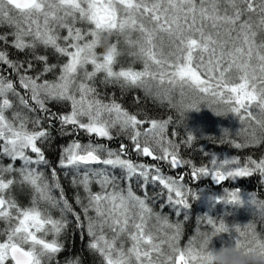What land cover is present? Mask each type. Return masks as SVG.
Returning a JSON list of instances; mask_svg holds the SVG:
<instances>
[{"label": "snow or ice", "instance_id": "obj_1", "mask_svg": "<svg viewBox=\"0 0 264 264\" xmlns=\"http://www.w3.org/2000/svg\"><path fill=\"white\" fill-rule=\"evenodd\" d=\"M5 26L8 31L0 33V128L11 120L23 131L10 128L9 137L0 131V160H8L0 163V264H60L57 257L65 248L60 237L69 216L85 232L88 249L102 258V264H173L163 246L177 250L182 224L155 214L149 194H137L131 184L161 186L178 216L195 196L184 176H166L159 164L138 163L130 153L171 169L188 168L194 181L210 178L221 185L258 175L264 184V156L218 158L201 150L207 162L197 164L182 154V148H192L197 138L191 132L186 138L176 131L169 136L171 117L132 112L114 96L99 95L101 85L121 92L139 89L145 97L179 110L181 117L201 106L225 115L214 107L219 102L229 105L228 111L241 122L255 121L253 108L264 121V0H0V28ZM40 47L62 57V62L51 63L48 55L38 53ZM10 49L30 54L31 59H13ZM122 57L129 58L127 65L120 63ZM137 63L139 69L133 66ZM50 104L63 105V110L52 111ZM105 112L110 117L106 121L100 119ZM52 124L59 125L61 135L83 133L109 142L120 137L124 142L113 150L105 143L73 140L61 149L58 164L46 175L35 166L49 164L41 145L51 140ZM228 135L225 129L219 143L236 150L264 147V136L253 133L239 142L226 141ZM60 170L72 176L76 191L71 200L59 179ZM17 173L30 189L27 207L11 195ZM117 180L128 186L117 191ZM221 199L241 203L236 190L226 189ZM105 200L117 210L109 213L111 223L103 219ZM248 203L259 208L264 219V199L251 193ZM52 210L59 211V218ZM153 216L157 231L169 230L159 242L145 234ZM199 222L207 230L198 229L184 245L191 264L198 259L194 254L198 237L204 248L221 234H244L222 220L204 216ZM243 227L254 236L259 232L255 223ZM125 232L130 247L120 245ZM235 242L239 246L238 238ZM64 264L83 261L70 257ZM174 264H189V259L181 251Z\"/></svg>", "mask_w": 264, "mask_h": 264}, {"label": "trees", "instance_id": "obj_2", "mask_svg": "<svg viewBox=\"0 0 264 264\" xmlns=\"http://www.w3.org/2000/svg\"><path fill=\"white\" fill-rule=\"evenodd\" d=\"M11 50V49H10ZM9 50V51H10ZM48 52V56L51 63H60L62 62L63 58L58 57L53 51L50 49H45ZM99 51H103L99 49ZM25 59H31L30 57H22L18 58V60L23 61ZM129 62L128 57H122L120 63L127 65ZM137 69L141 67L139 63L133 65ZM51 79V78H50ZM99 91L104 93L103 98L115 97L126 109L137 112L141 111L146 113L148 116L156 119H167L168 117L172 118L173 123L169 126L168 134L171 136L173 131L179 133L180 138H186L188 132H191L197 139L193 143L192 148L183 147L182 154L185 159H192L197 164L201 162H207L203 157V152L201 150H206L208 153L215 154L218 158H220V154L226 153L227 157L232 155H238L241 158L246 157L248 155H252L254 158H259L260 156H264V147L253 148V149H246V150H234L229 149L230 146L226 147L227 144H220L218 137H215L214 134L210 136L205 131V126L203 123H198L199 126L204 127V133L200 132L196 127L192 126V122L188 119L187 113H185V117H181L180 113L177 112L175 109L171 108L166 102L161 103L159 101H155L150 97H145L142 90L133 89L126 92H121L118 87H104L100 86ZM140 100V103L137 104L134 101L136 99ZM50 109L52 111L63 110V105L59 104H50ZM32 116H35L36 113H31ZM58 124H52L51 127V140L43 143L41 145L42 149L44 150L46 157L48 156V146L51 143L52 139H60L62 136L57 129ZM60 136V137H59ZM72 137V138H69ZM77 138H74L73 135H66L64 141L59 143L57 146L51 150V154L49 155L54 158L52 161L55 165L58 164L59 156L61 149L66 146V144L70 143L73 140H81L83 143L93 142V143H105L113 150H116L118 145L121 142H124L120 137H117L113 141H106V140H98L92 137H89L83 133H77ZM208 137L216 138V142L214 143ZM49 149L50 146H49ZM55 150V151H54ZM54 151V152H53ZM238 151V152H237ZM130 158L138 163H145L148 165H156L159 164L162 174L166 176H172L171 173L176 171L178 174L177 176H184V183L185 186L189 189L191 193L194 194V199H189V208L186 210H182L180 215H176L177 209L170 206L167 203V193L161 186L158 184H149L146 185L144 188L138 186L137 182H132L131 186L133 187L134 191L137 194L142 195L144 192H147L150 196V205L152 206L155 212L160 213L161 215L167 216L171 222L176 223L180 222L182 224V235L180 244L183 246L185 245L189 239L196 235L198 229L200 230H207V226L203 225L199 222L201 217L207 216L214 220H222L226 225L231 228L233 225H240L243 227L249 223H255L257 230L264 235V222L260 220L259 217L255 216V208L249 207L250 204L248 203H240V205L236 204H228L224 203L221 199V194L225 192V190L221 187L214 188L211 184H209V178H202L198 181H194L189 174L188 168H181V169H171L166 164L162 162H155L151 161L148 158L137 157L135 154L130 153ZM48 160V159H47ZM7 158H3L0 160V163H7ZM49 162V161H48ZM22 161L16 164V167L19 168L22 166ZM38 167L41 172H44L46 175L51 170L52 167H43V166H35ZM111 171V170H110ZM115 175H119L118 172L113 173ZM15 178L19 179L18 173L16 174ZM59 179L63 181L62 185L66 191V195L71 200L75 194V189L71 186V175H66L63 170L59 171ZM261 179L258 175H254L253 177L243 178L237 180L236 183L243 188H240V193L245 195V197H249V194L256 193L260 199H264V184L261 183ZM121 188L127 187L128 185L124 182L120 181ZM248 184V185H246ZM258 184V186H257ZM27 188L29 191L30 189L27 186H14L12 190V195L17 199V201L22 204L23 206H29L31 202V197L26 195L22 189ZM229 191L233 190L227 189ZM203 191V192H202ZM202 193V194H201ZM206 195L207 196H215L219 197L220 201L218 202H211L210 205L206 204V211L204 207L201 205V201L199 200V196ZM78 210V209H77ZM55 218H59L60 214L59 211L56 210L53 213ZM185 215L187 219H185ZM69 219V226L64 233L61 234L60 241L65 245L64 251L58 254L57 259L60 261V264H64L66 258H82L83 264H99V256L98 254L92 253L87 245L89 243V238L86 236L85 232L81 229L77 228L75 224L72 222L71 216L68 217ZM2 228V225H0ZM227 235H230L227 233ZM222 236V235H221ZM220 237V236H219Z\"/></svg>", "mask_w": 264, "mask_h": 264}, {"label": "clouds", "instance_id": "obj_3", "mask_svg": "<svg viewBox=\"0 0 264 264\" xmlns=\"http://www.w3.org/2000/svg\"><path fill=\"white\" fill-rule=\"evenodd\" d=\"M107 44L108 42L107 40H105L103 42V47L107 48ZM165 87H167V85H165ZM130 90H133V89H129L128 91ZM99 95L101 98H103L105 94L102 92H99ZM110 98L111 97H109V99ZM208 99H211V98H208ZM214 107H217L221 111L226 113L225 115H221L218 117H227L231 115L233 119H235L240 125L239 129L236 131L235 134L230 133L229 130L226 129L229 133V135L225 137L226 141H231L233 139H236L239 142H244L245 140L250 139L253 133L255 134L256 137L264 136V121L261 120L259 111L257 109L253 108V112L256 115L255 121L245 120L244 122H241L237 116H235L234 114L228 111L230 107L229 105H225V104L217 102L214 105ZM176 111L179 112V110H176ZM100 119L105 120V121L109 120L110 119L109 114L106 112L102 113ZM10 128L15 131H23L22 129L19 128L18 124L13 123L11 120L8 121V126L0 128V131H3L6 137H9L11 135V132L9 130ZM112 130L115 131V129H112ZM224 130L225 129H221V135L224 134ZM237 133L239 135H237ZM117 135H119V133H117ZM14 179L16 180V183L14 186L16 185L26 186L21 183L20 178L19 179L14 178ZM116 184H117L116 190L122 191L123 189L120 186L119 180H117ZM109 191H112V190L110 189ZM44 207H47V206L44 204H41V208H44ZM254 208L256 210L254 215L259 217L260 220L264 222V219H262L260 215V209L257 207H254ZM54 211L56 210H52V213ZM102 211L104 212L103 219L108 220L109 223L112 222L111 219L109 218V213L115 214L117 212L116 209H113L112 202L109 200H105L102 202ZM154 213L159 214L158 212H155V211ZM157 227H158L157 222L155 221L154 216L151 219H148L147 225L145 227V234L146 235L150 233L153 234L155 238V242H159L161 238H164V233L169 231L168 229H164L163 231H157ZM232 227L233 229H235L236 227H240L241 231L244 234L240 235V233H236L235 231H233L235 235V239L221 246L219 249L211 248L209 246L200 248L199 241L201 238L200 237L197 238V246H196V251L194 253L198 257L196 264H264V235H262L260 232H256L254 236L252 232L246 231L244 227H241L240 225H233ZM129 228H131V224H129ZM128 234H129L128 232H125L122 234L124 237V239L120 240V245L122 247L131 246V242L127 241ZM256 237H259V241H260L259 243L257 242ZM237 238L240 241L239 246H237L235 242ZM163 248H164L165 257L171 256L173 259V264H174L175 257L179 255L181 251H183L185 257L189 259V264H191L189 254L184 249V245L182 246L180 244L176 251L168 249L166 245H164ZM113 258L114 259L116 258V253L113 254ZM99 264H102V258L100 256H99Z\"/></svg>", "mask_w": 264, "mask_h": 264}, {"label": "rangeland", "instance_id": "obj_4", "mask_svg": "<svg viewBox=\"0 0 264 264\" xmlns=\"http://www.w3.org/2000/svg\"><path fill=\"white\" fill-rule=\"evenodd\" d=\"M78 26H83V25H78ZM40 49H42V47H40ZM49 78H52V77H49ZM187 116H188V119L192 122L191 123L192 126L196 127L200 132L204 133V129L206 128L205 131L209 136L211 134H214L215 137H218V138L221 135V129H227V130H229L230 133L235 134L236 131L240 127L239 123L235 119H233V117L231 115H229L227 117L215 116L206 106H201L199 111L188 112ZM198 123H203L205 128L199 126ZM73 136L76 137V135H73ZM69 138H72V137L69 136ZM78 141L83 143V141H81L79 139H78ZM228 146H230V145L227 144L226 147H228ZM229 149H233V148L230 146ZM234 150H236V149H234ZM226 157H227L226 153L220 154V158H226ZM48 167H50V166L48 165L46 169H48ZM22 190L24 191V193L27 196L29 195L31 197L30 191L26 187ZM95 190L98 191L99 187L96 186ZM201 194L199 196V200L201 201L202 206H207L206 204L210 205L211 202L220 201L219 197L217 198L215 196H207V194L201 196ZM239 194H240V198H241V203H248V198L245 197V195H243L241 193H239ZM223 195H224V193H222L220 195L221 198L223 197ZM249 207L254 208V206H252L251 204L249 205ZM229 234L230 235H227V233H225V234H221L222 236L220 235V237L219 236L214 237L213 240L210 242L209 247L219 249L221 246L233 241L235 239L234 233L229 232Z\"/></svg>", "mask_w": 264, "mask_h": 264}, {"label": "flooded vegetation", "instance_id": "obj_5", "mask_svg": "<svg viewBox=\"0 0 264 264\" xmlns=\"http://www.w3.org/2000/svg\"><path fill=\"white\" fill-rule=\"evenodd\" d=\"M5 31H8V29H7V27L5 26V27H3V28H0V33H3V32H5ZM38 51V53H40V54H45V55H48V52L42 47V49H38L37 50ZM10 54H11V56H12V58L13 59H18V58H22V57H30V54L29 55H25L24 53H17L15 50H10ZM0 71H3V69H0ZM8 73H5V75H7ZM52 126V125H51ZM76 135V137L74 136V138H77L78 136H77V133L75 134ZM60 137V136H59ZM66 137V135L65 136H62L60 139H57V137L55 136V139L53 138L52 139V141H51V143L49 144V146H50V148L51 149H49V146H48V149H47V152H48V156H47V159H48V161H49V166L50 167H54V166H56L52 161H54V158H52L51 159V157L49 156L50 154H51V150L54 148V146H57L59 143H61L62 141H64V138ZM55 151V150H54ZM53 151V152H54ZM47 165V166H48ZM47 166H45V167H47ZM44 167V166H43ZM177 172L176 171H174L173 170V172L171 173V175L172 176H177ZM61 182L63 183V181L61 180ZM210 184V183H209ZM246 185H248V184H246ZM243 186V185H242ZM242 186H239V184H237L236 183V181L234 182V181H226V182H224L223 184H222V186H219V187H221V188H223L224 190H226V189H231V188H233V190H236V191H238L239 193H240V191H241V189L240 188H243ZM257 186H258V184H257Z\"/></svg>", "mask_w": 264, "mask_h": 264}, {"label": "water", "instance_id": "obj_6", "mask_svg": "<svg viewBox=\"0 0 264 264\" xmlns=\"http://www.w3.org/2000/svg\"><path fill=\"white\" fill-rule=\"evenodd\" d=\"M149 160H151L150 158H148ZM152 161V160H151ZM209 180H210V178H209ZM210 183L214 186V187H218V186H220V185H217V184H215L212 180H210ZM224 182H222V184H223Z\"/></svg>", "mask_w": 264, "mask_h": 264}, {"label": "bare ground", "instance_id": "obj_7", "mask_svg": "<svg viewBox=\"0 0 264 264\" xmlns=\"http://www.w3.org/2000/svg\"><path fill=\"white\" fill-rule=\"evenodd\" d=\"M204 207V206H203ZM205 211H206V207H204Z\"/></svg>", "mask_w": 264, "mask_h": 264}]
</instances>
